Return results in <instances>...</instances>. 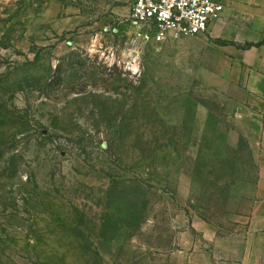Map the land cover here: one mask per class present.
<instances>
[{"label": "rangeland", "instance_id": "374dc122", "mask_svg": "<svg viewBox=\"0 0 264 264\" xmlns=\"http://www.w3.org/2000/svg\"><path fill=\"white\" fill-rule=\"evenodd\" d=\"M214 56L131 0H0V264H229L259 156Z\"/></svg>", "mask_w": 264, "mask_h": 264}, {"label": "crops", "instance_id": "0c3cea01", "mask_svg": "<svg viewBox=\"0 0 264 264\" xmlns=\"http://www.w3.org/2000/svg\"><path fill=\"white\" fill-rule=\"evenodd\" d=\"M216 1L225 8L204 35L214 61L219 60L222 83L252 117L251 138L259 156L258 180L241 217L244 231L216 243L227 249L229 264H264V0Z\"/></svg>", "mask_w": 264, "mask_h": 264}, {"label": "built area", "instance_id": "2783aa9c", "mask_svg": "<svg viewBox=\"0 0 264 264\" xmlns=\"http://www.w3.org/2000/svg\"><path fill=\"white\" fill-rule=\"evenodd\" d=\"M216 0H131V17L158 42L206 34L224 10Z\"/></svg>", "mask_w": 264, "mask_h": 264}, {"label": "trees", "instance_id": "16d2710c", "mask_svg": "<svg viewBox=\"0 0 264 264\" xmlns=\"http://www.w3.org/2000/svg\"><path fill=\"white\" fill-rule=\"evenodd\" d=\"M259 44H261V43H259ZM259 44H258V45H259Z\"/></svg>", "mask_w": 264, "mask_h": 264}]
</instances>
